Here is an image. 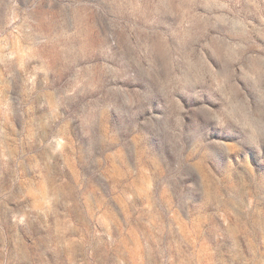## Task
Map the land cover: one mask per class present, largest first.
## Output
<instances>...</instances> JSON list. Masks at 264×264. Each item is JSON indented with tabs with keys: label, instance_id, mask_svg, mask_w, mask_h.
I'll list each match as a JSON object with an SVG mask.
<instances>
[{
	"label": "rangeland",
	"instance_id": "374dc122",
	"mask_svg": "<svg viewBox=\"0 0 264 264\" xmlns=\"http://www.w3.org/2000/svg\"><path fill=\"white\" fill-rule=\"evenodd\" d=\"M0 264H264V0H0Z\"/></svg>",
	"mask_w": 264,
	"mask_h": 264
}]
</instances>
